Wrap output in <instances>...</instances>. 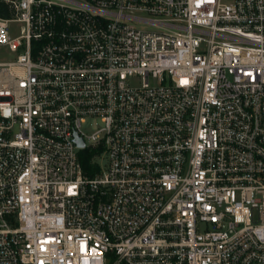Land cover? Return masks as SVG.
<instances>
[{"label": "built area", "instance_id": "built-area-1", "mask_svg": "<svg viewBox=\"0 0 264 264\" xmlns=\"http://www.w3.org/2000/svg\"><path fill=\"white\" fill-rule=\"evenodd\" d=\"M2 1L0 264H264V0Z\"/></svg>", "mask_w": 264, "mask_h": 264}, {"label": "trees", "instance_id": "trees-1", "mask_svg": "<svg viewBox=\"0 0 264 264\" xmlns=\"http://www.w3.org/2000/svg\"><path fill=\"white\" fill-rule=\"evenodd\" d=\"M0 16H11V11L8 5L2 0H0ZM95 153V150H91L88 148H85L81 152V164L85 173L87 174H91L94 170L97 169V163L94 161Z\"/></svg>", "mask_w": 264, "mask_h": 264}, {"label": "rangeland", "instance_id": "rangeland-1", "mask_svg": "<svg viewBox=\"0 0 264 264\" xmlns=\"http://www.w3.org/2000/svg\"><path fill=\"white\" fill-rule=\"evenodd\" d=\"M20 24L19 23H10V28L12 31H15L14 34L18 33ZM15 57V54L6 46H0V61H10ZM98 128V122L97 121H88L85 124L82 125V129L87 134H90L94 132ZM107 163V158H103L101 161L102 165H105Z\"/></svg>", "mask_w": 264, "mask_h": 264}, {"label": "water", "instance_id": "water-1", "mask_svg": "<svg viewBox=\"0 0 264 264\" xmlns=\"http://www.w3.org/2000/svg\"><path fill=\"white\" fill-rule=\"evenodd\" d=\"M75 140H76L77 145H78L79 147L84 146V142H83V140H82L80 137H76V136H75Z\"/></svg>", "mask_w": 264, "mask_h": 264}]
</instances>
